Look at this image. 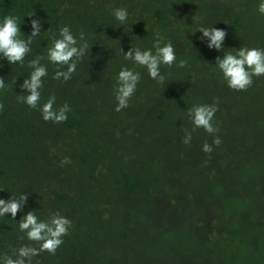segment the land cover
Here are the masks:
<instances>
[{"label":"trees","instance_id":"16d2710c","mask_svg":"<svg viewBox=\"0 0 264 264\" xmlns=\"http://www.w3.org/2000/svg\"><path fill=\"white\" fill-rule=\"evenodd\" d=\"M108 1L109 0H0V21H3L6 16L16 17L21 30V39L27 40V37L31 35L33 31L31 26L32 20L38 19L41 23L40 35L34 38L30 45L31 52L25 57L22 65L20 63L10 64L6 58L0 56V77L4 79L6 85L5 89L0 90V104L4 106L3 110L0 111V199L6 201L11 197L18 199L21 194H27V201L23 206V210L17 213L15 219L11 217V214L0 217V264H3V257L5 255L15 259L14 250H17L19 241L24 239L21 238L24 237V233L20 232L18 222H20L29 211L34 212L36 209V189L39 190L40 194H46L44 192V184H38L39 174L37 170L49 169L52 156L48 157L47 153L50 152L52 154L51 149L52 146L55 145V130L58 131L60 135L66 133L69 134L66 136H71L72 139H75L80 137L78 129L82 128L84 125V117L81 115L80 110L71 109V111L67 113L68 119L66 121L54 123L52 121H45L39 108L32 109L27 106L26 103L17 99L19 95H27L26 90L23 89L21 85H23L25 79L30 77L32 69L29 67V62L37 56H40L43 57L40 63L46 66L48 70V75L42 78L43 87L40 89V105L42 106L47 102L51 96H55V109L57 108L58 110L62 106L61 103L60 105H57V103L62 100L63 96L70 93V85L75 79L73 77L67 81H64L63 78L60 80L53 79L55 72L57 70H66V66L51 64L47 59L48 48L51 46L53 38H59V29L62 26H68L71 29L78 43H82L79 37L80 33L83 32L85 40L89 45L86 55L77 63V66L84 67L88 60L91 61L94 66H97V62L102 59V62L110 63L111 67L113 64L117 63V60H120V65L125 68L127 65L123 61V52L129 51L131 48H138V46H140L141 50L153 49V52H155L153 43L157 39V34L163 38L162 43L171 42L173 45L176 55V64L174 65H178L180 60L186 61V66L183 68L179 67V72L173 70L172 67L166 69L161 65L160 71L163 70L162 73H167V71L171 72V75H174L177 81L168 82L165 80L164 82L167 83V85H165L164 83H158L148 77L146 86L142 85L141 89L147 92V100H143L141 102L142 105L137 108H141L143 117H148L152 119V121L156 120L164 123L163 136H161V141H159L163 149L158 154L148 150L151 154L156 155L152 157V160L148 156L147 161L150 165L155 166L157 164L158 166V163L163 164L167 154L173 151V146L171 147L172 140L177 141V148L180 153H188L189 151L197 152V149H202L203 145L208 143L213 148L212 153H205L203 150L201 153L207 154L212 164L214 161V164L224 165L227 170L222 174L228 171L231 174L229 176V182L234 183L236 181L235 174H239L241 171L239 168L238 154L243 149L244 156L249 160L245 151L247 147L246 144L249 145L251 141L254 142L255 139L264 136V76L259 77L260 82L256 87L252 85L247 91H233L227 86L215 65L218 56L223 58L224 53L228 52L235 54L236 49L242 46L264 49V15H261L257 10L261 0H231L226 2L229 10H226V8L224 9V6H226L225 4H221L219 8H212L213 6L207 8L205 17L207 19L206 25L208 28L215 27L227 33L224 49L222 51L210 49L207 46L209 43L207 38L197 42L186 37L188 36L187 33L184 34L186 36H178L176 34L177 41H179L181 46L176 44V30L170 33L165 30V27L172 23L173 17L175 18L177 15L181 16L179 13L181 10L179 5L176 6L177 9H175V11L173 9H169V11L165 10L168 8L162 5V0H151L149 2L146 0H139L142 1V6H144V8L141 12L134 13L136 15L139 13L138 17L142 16L144 20L137 21L135 17L136 21H132L134 17L131 18L128 15L127 21L121 24L120 22H114L117 20L113 15L114 9L126 8L130 13L139 9V1H132L130 3V1L127 2L128 0H126V4L123 6L124 0H114L113 6L101 11L97 10V5H90L97 4V2L105 5ZM136 3L137 6L135 9L133 4ZM179 3H182L181 0H179ZM85 5H89V9L94 6L93 10H95V12L91 13L89 9L82 10V7ZM203 8L204 12L206 7L201 5V11ZM197 12L200 14V11ZM197 12H188V17L197 21L196 27L198 22L202 23L200 20L202 17H200ZM144 13L147 15L144 16ZM149 13H153V17L150 16ZM111 25L115 26L112 27ZM156 26L158 27L156 28ZM188 27L190 28L191 25L189 24ZM126 37L133 38L132 47H126V41L122 40ZM110 41H116L118 44L113 45L109 43ZM203 41H205L206 45ZM203 44L205 46L201 48ZM177 46L181 48L179 50L180 53H178ZM122 49L123 52L121 51ZM190 64L196 69L192 71V76L189 75L191 74V69H189ZM135 68L136 67L131 69ZM138 72L141 73L140 71ZM111 73L113 72L110 71L109 75L104 76V81H106V83L110 82L112 84ZM201 76H205L207 80L203 82L197 81L196 78ZM254 79L257 78L254 77L253 80ZM184 80H187L191 88H193L191 92L187 90V88H181ZM253 84H255V82ZM97 87L99 88H94L89 91V105L95 101L100 102V105L109 103L110 101L113 104L115 99L114 91L109 92V95L96 96L97 93L101 92L100 84H98ZM105 89L107 90L108 88L105 87ZM148 94L151 95V98H149ZM157 96L159 99L156 98ZM193 96L196 98L194 99ZM260 97L262 100L259 99ZM216 98H219V111L222 109L224 110V112H217V116V113H215L213 119V125L218 128L219 131L214 135L208 134L203 128L192 131L193 125L187 116V109L203 102L204 104H213ZM157 99L158 102L156 103L154 100ZM256 99L258 104L254 106L253 102ZM53 124L56 125L54 130L52 127ZM68 125L71 128L67 127ZM47 126L53 132L50 136L43 135V128ZM185 129L192 133L190 144L183 143L186 134L184 131ZM231 129L232 131H230ZM214 136H219L222 140L219 146L213 144ZM56 137H58V134H56ZM63 153L68 155L69 158L70 154L66 152ZM77 153L79 159H87L83 151L80 150ZM261 157L262 155H260V158ZM54 161L52 163L53 165ZM177 162L179 163V168L180 161L177 160ZM64 165L66 164H63V166ZM208 171L209 174L205 176L204 182V184H206V189L203 190L202 187L198 185L193 194L189 193V198L184 201L179 211L184 213L187 217V208L189 206L193 213V218L189 224L197 226L198 228H204L206 221L211 219L220 221V219H223L227 215L236 218L238 222H242L245 218V209L248 207L245 206L244 198L241 199L234 194H221L217 196L215 186L210 187L209 185L211 171ZM120 177V187L131 192L133 196H145V199L140 202H143V208H149L142 211L141 214L149 212L152 204L150 203L148 190L145 188V182L148 180L142 181L138 175L132 174L125 167H120ZM220 178L222 179L223 176H220ZM39 181L40 183L43 182L40 179ZM261 183V188L257 190L256 193L264 195V182ZM150 184L153 185V181H151ZM62 185L63 184L59 186L55 184L54 186H58L60 189H66ZM51 188L48 191L54 193L58 201H67V194L63 195L61 192H57ZM188 200H190L189 203H187ZM122 205L119 204L118 206L119 212H121L117 213L118 216L120 217L123 215L129 219H133L135 212H131L128 210V207H123ZM87 208L95 215L93 207L88 205ZM200 209L203 211L202 215ZM138 210L141 211L140 208ZM141 214L140 217L142 216ZM205 215L211 216L204 217ZM201 218L202 220H200ZM252 218L253 215L250 214L249 219ZM122 221L123 220H120L118 223V228L122 229L120 238L133 243L136 235L129 230L127 222L124 220V223H122ZM120 225H122V228ZM237 231H239V234H233V236L244 233L242 229ZM158 234L160 237L164 238V231ZM211 236H214V238L211 239ZM205 238H208L214 243L217 241V234L210 232L205 234ZM163 243L164 240L159 246L160 254H158L157 258H154V260L164 255ZM36 247L38 248L39 246ZM181 250L180 253L186 254L190 252L192 255L194 253V255L197 256L190 246L187 250ZM34 259V261L39 263H41L43 259L53 261L52 256H50L48 252H42L39 256L34 257ZM199 260L201 261V258ZM200 261H198V264ZM203 264H207V262ZM210 264H214V262H210ZM262 264H264V262Z\"/></svg>","mask_w":264,"mask_h":264},{"label":"rangeland","instance_id":"374dc122","mask_svg":"<svg viewBox=\"0 0 264 264\" xmlns=\"http://www.w3.org/2000/svg\"><path fill=\"white\" fill-rule=\"evenodd\" d=\"M129 1L131 3L139 0H128L127 2ZM229 1L231 0H181L182 3H179V0H162V5L168 8L165 10L173 9L175 11L177 5L181 8L179 12L181 16L173 17L172 23L167 25L165 30L170 33L176 30L175 36L176 34L186 36L184 34L187 33L186 37L198 42L201 40L199 38L203 36V33L198 30L201 27L208 28L205 17L207 8L212 6V8H219L221 4H225L224 9L229 10L226 4ZM98 2L89 4L97 5V10L101 11L113 6L114 0H109L105 5ZM125 4L126 0H124L123 6ZM133 5L136 9L137 3ZM138 5L139 9L128 12L129 17H134L132 21L144 20L142 16L138 17L139 13L138 15L134 13L143 10L142 1H139ZM201 5L206 7L204 12V8L201 11ZM93 7L89 9V5H85L82 10L89 9L93 13L95 12ZM190 11H200V14L197 13L202 17L200 19L202 23L198 22L197 27V21L188 17ZM146 15L144 13V16ZM149 15L152 16L153 13H149ZM175 38L176 44L181 46L177 41V36ZM122 40L126 41V47H132L133 38L126 37ZM203 42L206 45L205 41ZM109 43L118 44L116 41ZM164 44L166 43L164 42ZM204 44L201 48H204ZM179 46H177L178 51L181 49ZM101 60L97 62V66H94L89 60L84 67L77 66L76 71L72 74L75 80L70 85V93L63 96L62 100L57 103V105L61 103L62 106L69 105L70 111L71 109L80 110L84 117V125L78 129L80 137H74L75 139L66 136L69 135L66 133L60 135L55 130V145L52 146V154L47 153L48 157L52 156L49 169L37 170L38 178L43 181L40 183L38 179V184H44L45 191H42L46 194H40L36 189L35 203L37 206L34 212L40 220H49L54 213L59 212L61 216L71 221V227L68 235L62 238L64 242L57 249L55 255L50 254L53 261L43 259L39 263L33 258L32 264H198L200 258L199 264L206 262L207 264L210 262L224 264L228 261L227 264H262L264 262V195L257 194L256 191L260 190L261 182H264V136L255 139L254 142L251 141L249 145L246 144L245 151L249 160L244 156L243 149L238 154L241 171L239 174H235L236 181L234 183L229 182L231 174L228 171L222 174L227 170L224 165L214 164V161L212 164L210 158L205 154L206 152L201 153L203 148L197 149V152L180 153L176 140L170 141L173 151L167 154L163 164L150 165L147 161L148 156L152 160V157L156 155L149 151L158 154L163 149L159 141L163 136L164 123L143 117L141 108H137L142 105L143 100H147V92L141 88L142 85L146 86L148 73L145 68L135 66L131 61L123 60L127 68L136 67L135 71L141 72V80L129 101V106L117 112L115 111L117 104L115 99L113 104L110 101L100 105V102L95 101L89 105V91L94 88L98 89L97 85L100 84L101 92L96 96L109 95L116 84V76L124 67L120 65V60H117V63L112 67L110 63ZM162 67L169 68L164 65ZM172 69L179 72L177 65H173ZM189 69H191L189 75L192 76V71L196 69L191 64ZM110 71L113 72L111 73L112 84L104 81V76L109 75ZM162 72L163 70L161 74L165 76L166 81H177L171 72ZM259 79H254L255 87L260 82ZM196 80L203 82L207 78L201 76ZM163 83L167 85L166 82ZM105 87L108 89L106 90ZM181 88H187L190 92L193 90L187 80H184ZM148 95L151 98V95ZM156 98L159 99L158 96ZM193 98L196 97L193 96ZM158 99L154 101L157 103ZM259 99L262 100L261 97ZM202 104L204 102L198 103V105ZM257 104L256 99L253 105ZM219 109L220 103L217 112H224L223 109L220 111ZM52 127L54 130L56 125L53 124ZM67 127L71 128L69 125ZM52 134L53 132L48 126L43 128V135L50 136ZM80 150L86 154L87 159H79L77 152ZM63 152L70 154L69 158ZM260 155H262L261 158ZM65 158H68L71 163L63 166L61 161ZM177 160L180 161L179 168ZM120 167H125L132 174L138 175L142 181L148 180L145 182V188L148 190L152 204L149 212L141 214L142 211L149 208H143V202H140L145 199V196H133L131 192L119 186ZM208 170L211 171L209 185L210 187L215 186L217 196L234 194L241 199L244 198L245 206L248 207L245 209V218L242 222L227 215L220 221H215V219L206 221L204 228H198L189 224L193 218L189 206L187 217L179 211L184 201L189 198L190 194H193L198 185L203 190L206 189L204 182L205 176L209 174ZM220 176L223 178L221 179ZM151 181H153V185L150 184ZM55 184L59 186L63 184L62 186L66 189H60L58 186H54ZM50 188L63 195L67 194V201H58L54 193L48 191ZM119 204L128 207L131 212H135L133 219L126 216L125 218L123 215L118 216L117 213H121L118 208ZM88 205L93 207L95 215L89 211ZM139 208L141 211L138 210ZM200 212L202 215L201 209ZM250 214L253 215L252 219H249ZM210 216L205 215L204 217ZM120 220H123L122 223L125 220L129 230L136 235L133 243L120 238L122 232V229L118 228ZM120 226L122 228V225ZM239 229H242L244 233L235 236L239 234L237 231ZM162 231H164V238L158 234ZM210 232L217 234V241L214 243L205 238V234ZM233 234L235 235L233 236ZM213 238L214 236H211V239ZM163 240L164 255L154 260L160 254L159 246ZM24 245L39 246L37 243L29 241L25 233L24 239L17 245V250ZM189 246L198 257L190 252L180 253L181 249L187 250ZM14 257L16 258L15 255Z\"/></svg>","mask_w":264,"mask_h":264},{"label":"clouds","instance_id":"9594fccd","mask_svg":"<svg viewBox=\"0 0 264 264\" xmlns=\"http://www.w3.org/2000/svg\"><path fill=\"white\" fill-rule=\"evenodd\" d=\"M258 12L264 15V0L258 5ZM114 17L121 23H125L128 18L126 8H116L113 11ZM32 33L27 37V40L20 38V26L17 18L13 16L4 17L0 21V56L7 59L10 64L24 62L25 57L31 52V43L34 38L40 35L41 23L37 20H32ZM199 32L203 33L201 40L207 38L209 41L208 47L222 51L227 33L224 30L212 27H201ZM162 37L157 34V39L153 43V48L141 50L140 48H131L128 52H123L124 60L131 61L135 65L143 67L147 70L148 76L163 83L165 76L161 74V65L172 67L176 64L175 50L171 42L162 43ZM78 43L77 38L72 34L68 26H62L59 29V38H53L51 46L47 51V59L49 63L57 66H66V70H57L53 79L64 81L71 79L72 74L76 71L77 63L80 62L86 55L89 47L85 40L84 33H80ZM43 57L37 56L29 62V67L32 69L30 77L24 80L21 87L26 90L27 95H19L17 99L26 103L32 109L41 111L45 121L61 123L68 119L67 113L70 107L67 104L61 106L58 110L54 109L56 101L55 96H51L47 102L40 105L41 93L43 87V79L48 75L47 67L42 65L40 61ZM215 65L218 72L221 74L227 86L233 91H247L254 83L253 78L264 76V49L241 47L236 49L235 54L232 52L224 53L223 58L217 57ZM178 67H185L186 61L180 60ZM141 80V74L135 69L127 67L122 68L116 76V84L114 86V98L117 102L115 111L119 112L129 106V101L135 94L137 85ZM4 79L0 77V90L5 89ZM219 98H216L213 104L194 105L187 109V116L193 125L192 131L198 128H203L208 134L214 135L219 131L213 125L215 113L218 111ZM3 104H0V111L3 110ZM183 139L184 144H190L192 133L187 129ZM222 140L219 136H214L213 144L219 146ZM204 152L211 154L213 148L210 144L203 145ZM71 163L68 158L61 161V164ZM27 201V194H21L18 199L10 198L9 200L0 199V217L6 214H11L15 219L17 213L23 210V206ZM19 230L26 234L29 241H33L39 247L24 245L18 250H14L13 259L11 256L3 257V264H32L34 257L39 256L42 252H48L55 255L57 249L63 244V237L68 235L71 221L61 216L58 212L54 213L49 220H40L35 212L29 211L18 222ZM22 239L24 237H21Z\"/></svg>","mask_w":264,"mask_h":264}]
</instances>
